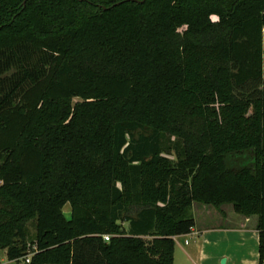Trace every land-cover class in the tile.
<instances>
[{"label":"trees","instance_id":"trees-1","mask_svg":"<svg viewBox=\"0 0 264 264\" xmlns=\"http://www.w3.org/2000/svg\"><path fill=\"white\" fill-rule=\"evenodd\" d=\"M263 31L264 0H0V251L173 264L197 201L262 262Z\"/></svg>","mask_w":264,"mask_h":264},{"label":"crops","instance_id":"crops-1","mask_svg":"<svg viewBox=\"0 0 264 264\" xmlns=\"http://www.w3.org/2000/svg\"><path fill=\"white\" fill-rule=\"evenodd\" d=\"M192 213L195 225L190 233L174 237L173 264H221L223 259L225 264H264L260 262L257 215L238 213L232 203L216 207L197 201Z\"/></svg>","mask_w":264,"mask_h":264},{"label":"rangeland","instance_id":"rangeland-1","mask_svg":"<svg viewBox=\"0 0 264 264\" xmlns=\"http://www.w3.org/2000/svg\"><path fill=\"white\" fill-rule=\"evenodd\" d=\"M213 19H216V17L214 16ZM81 101L80 98H75L74 99V102H79ZM175 137H171V136H167L166 139H165V147H168V146H175ZM172 156L173 158H176V154L174 153V149L172 150ZM70 205L67 204L65 207H64V212L67 214V216H69L70 214ZM35 224L33 222H31L29 224V234L30 236L33 235L35 233ZM148 239V237L146 238ZM34 247L31 246V244H29L28 242V249H27V255L24 256V257H21V258H16V259H9L8 256L6 255L7 253V250H1L0 251V264H28V262L26 261L27 257H32L35 252H34ZM6 251V253H5Z\"/></svg>","mask_w":264,"mask_h":264},{"label":"built area","instance_id":"built-area-1","mask_svg":"<svg viewBox=\"0 0 264 264\" xmlns=\"http://www.w3.org/2000/svg\"><path fill=\"white\" fill-rule=\"evenodd\" d=\"M104 239H105L106 241H109V240H110V236H109V235H105V236H104ZM186 242H188V241H186ZM35 248H36V246H34V249H35ZM26 261L29 262V261H30V257H27Z\"/></svg>","mask_w":264,"mask_h":264},{"label":"water","instance_id":"water-1","mask_svg":"<svg viewBox=\"0 0 264 264\" xmlns=\"http://www.w3.org/2000/svg\"><path fill=\"white\" fill-rule=\"evenodd\" d=\"M225 263H226V260L223 259V260L221 261V264H225Z\"/></svg>","mask_w":264,"mask_h":264}]
</instances>
